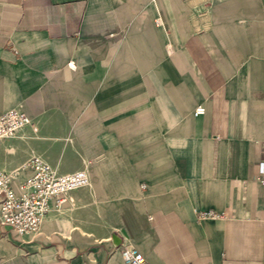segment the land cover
I'll return each mask as SVG.
<instances>
[{"label": "crops", "instance_id": "crops-1", "mask_svg": "<svg viewBox=\"0 0 264 264\" xmlns=\"http://www.w3.org/2000/svg\"><path fill=\"white\" fill-rule=\"evenodd\" d=\"M13 106L32 117L0 140L15 187L33 155L91 182L35 234L0 223V264H128L127 244L153 264H264V0H0Z\"/></svg>", "mask_w": 264, "mask_h": 264}, {"label": "built area", "instance_id": "built-area-1", "mask_svg": "<svg viewBox=\"0 0 264 264\" xmlns=\"http://www.w3.org/2000/svg\"><path fill=\"white\" fill-rule=\"evenodd\" d=\"M72 63V62H70ZM206 107L199 104L195 114H202ZM32 122L30 114L21 106H13L0 113V140L16 136ZM25 165L32 168L18 187L14 179L18 171L0 172V223L10 226L19 234H35L43 220L54 208H59L68 198L71 190L90 184L87 167L68 173L58 170L40 155L31 156ZM257 180L264 184V159L259 162ZM223 212L214 209L199 213L202 218L221 217ZM128 264H153L134 245L127 244L123 249Z\"/></svg>", "mask_w": 264, "mask_h": 264}]
</instances>
